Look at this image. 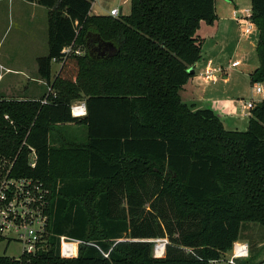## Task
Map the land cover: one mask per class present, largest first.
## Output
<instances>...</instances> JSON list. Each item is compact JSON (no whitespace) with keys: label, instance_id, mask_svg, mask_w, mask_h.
<instances>
[{"label":"trees","instance_id":"trees-1","mask_svg":"<svg viewBox=\"0 0 264 264\" xmlns=\"http://www.w3.org/2000/svg\"><path fill=\"white\" fill-rule=\"evenodd\" d=\"M26 1L48 8L38 66L55 93L47 103L0 95V156H17L16 176L52 189L39 263L212 264L243 222L264 225V98L241 131L181 97L201 57L197 30L217 18L215 0H130L118 17L91 14L95 0ZM252 19L259 66L250 76L264 83V0H252ZM72 44L82 54L65 55ZM53 58L62 66L51 80ZM78 99L83 116L71 111ZM64 123L84 125L85 140L62 139ZM61 235L83 241L78 257H61ZM157 238L168 239L163 257L154 256ZM0 264L19 262L0 255Z\"/></svg>","mask_w":264,"mask_h":264},{"label":"rangeland","instance_id":"rangeland-1","mask_svg":"<svg viewBox=\"0 0 264 264\" xmlns=\"http://www.w3.org/2000/svg\"><path fill=\"white\" fill-rule=\"evenodd\" d=\"M224 2L225 7L218 6L219 17L213 23L202 22L201 28L197 30V36L200 35L203 41L198 72L184 85L181 95L184 100L186 97L188 101L205 96L209 102L201 101L200 104L204 106L208 104L220 117L227 115L233 117L229 118L231 122L225 119L227 129L244 131L248 128L251 115V111L250 113L244 112L245 101L254 97L258 102L264 98V92L261 94L254 92L255 83H252L250 76L259 66L256 50L259 29L255 27L250 35L242 37L240 25L232 18L233 8H251L252 0H224ZM120 4H122L121 0H95L91 11L93 14H105L112 6ZM130 9L131 2L128 0L123 4V14H128ZM42 10H45L47 26L45 36L48 48V8L43 7ZM37 15L36 18L32 15L30 7H24L22 10L15 8L13 11L8 0L0 1V61L4 64L21 66L24 60L28 59L30 62L33 54L27 42L31 40L32 33L38 31L39 21L42 23L44 20L42 12ZM40 33L42 40V29ZM47 52L48 49L45 53ZM210 60L215 66L223 68L222 76L220 75L219 81L215 84L204 83L198 78L199 73L204 70ZM234 60H240L242 64L234 67L231 65ZM56 68L57 65L54 63L53 72ZM10 80L13 79L7 77L3 85L9 83ZM2 86H0V91ZM43 89L46 93L49 92V90L47 92L46 85L42 87ZM74 102H84V100L78 99ZM61 125H58L61 137L85 140L87 130L84 125L72 123ZM238 241L247 243L250 247L249 256L239 259L238 264H260L264 261V225L253 221L243 222ZM22 250L23 246L17 240H11L9 243L7 240L0 242V255L18 258ZM220 264H227V262L224 260Z\"/></svg>","mask_w":264,"mask_h":264},{"label":"built area","instance_id":"built-area-1","mask_svg":"<svg viewBox=\"0 0 264 264\" xmlns=\"http://www.w3.org/2000/svg\"><path fill=\"white\" fill-rule=\"evenodd\" d=\"M128 0H121L120 5L110 8L108 14L118 17L123 14V4ZM233 18L241 27L242 37L250 35L257 25L252 19V7L235 8ZM82 48L74 44L63 49L65 55L82 54ZM53 61H60L53 58ZM240 60H234L231 65L237 67ZM223 68L215 66L213 61L207 62L200 77L204 82H213L222 74ZM54 92L52 89L47 94ZM254 92L261 94L264 92V83L255 82ZM55 93V92H54ZM42 103H47V97ZM253 97L245 101V109L251 111L256 105ZM74 116H83L87 113L86 103L74 102L71 105ZM26 144V141L23 142ZM30 164L36 166L37 152L30 147ZM17 156L12 160L0 156V242L7 240L19 241L23 250L20 257L15 258L19 264H41L35 259L39 254L45 252L49 245V225L51 222V195L52 189L43 181L31 176H16L13 172L14 163ZM154 256L163 257L166 252L167 238H157L153 240ZM82 240L59 236L60 255L63 258H76L79 255V246ZM103 252V251H102ZM250 247L247 243L236 241L233 248L224 254L223 257L213 260L212 264H220L226 260L227 264H238V260L249 256ZM104 255H108L103 252Z\"/></svg>","mask_w":264,"mask_h":264},{"label":"crops","instance_id":"crops-1","mask_svg":"<svg viewBox=\"0 0 264 264\" xmlns=\"http://www.w3.org/2000/svg\"><path fill=\"white\" fill-rule=\"evenodd\" d=\"M0 1H6V0H0ZM8 1L10 2V6L13 7V11L15 8L17 10H19V9L22 10L24 7H30V11L35 18L38 16L37 14H40V12H42V14L44 15V20L42 21V23H40V21H39L38 31L33 32L31 40L27 42L29 44L30 49H31L32 54H33L32 57L30 58V62L28 59L24 60L23 65L20 66V65H15V64L14 65H12V64L7 65V64H4L2 61H0V86L3 85V81L7 77H10V79H13V80H10L9 83H5L1 87L0 95L6 96L8 98H17V99H26V98L41 99L44 97L45 94H47L45 92V89L42 90V87H44L46 85L47 86V92L50 89L53 90L52 85H49V83L39 74V66H38V58L47 55L45 52L48 49L47 44H46V42H47L46 36H45V32L47 31L46 19H45V10H42L43 7H45V6L40 5L36 2H31V1H26V0H8ZM218 6L219 7L220 6L225 7L224 0H219V1L215 0L216 13L218 11ZM236 8H238V7H236ZM241 8H243V7H241ZM234 9L235 8H233V10ZM233 10H232V13H233ZM91 14H93L92 11H91ZM219 15L220 14L217 13V17H219ZM202 22H205V21H202ZM202 22L200 24V28L202 26ZM41 29L43 32V39L42 40L40 38V36H41L40 30ZM199 37L202 40L200 35H199ZM202 43H203V41H202ZM54 63H56L57 68L53 72ZM241 64H242V62H241ZM61 66H62L61 61H52L51 80H53L55 78V76L59 73ZM194 69H195V73H197L198 72V70H197L198 69V62H196V64L194 65ZM200 73L198 75L199 76L198 78H200L202 80V78L200 77ZM221 76H219L216 81L204 82V83L215 84L219 81V78ZM224 78L226 79V77H224ZM224 82L227 83L226 80H224ZM181 97H182V95H181ZM185 100L188 103L195 104L197 108L209 107L208 104L204 106V105L199 103L201 101L209 102L208 98H206L205 96L204 97L200 96V97H198V99L189 100V101L185 97ZM244 112L250 113V111H247V109H245ZM221 118H222L223 123L225 125V119H227V120H229V122H231L229 118H233V117H230L229 115H227L226 117H221ZM59 136H61V135L59 134ZM61 138L64 139L65 137H61ZM68 140L80 141L79 139H77L75 137L74 138L73 137L68 138Z\"/></svg>","mask_w":264,"mask_h":264},{"label":"water","instance_id":"water-1","mask_svg":"<svg viewBox=\"0 0 264 264\" xmlns=\"http://www.w3.org/2000/svg\"><path fill=\"white\" fill-rule=\"evenodd\" d=\"M190 72H192L193 74L195 73V69H194V66L192 68H190L189 70Z\"/></svg>","mask_w":264,"mask_h":264}]
</instances>
